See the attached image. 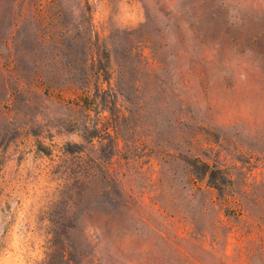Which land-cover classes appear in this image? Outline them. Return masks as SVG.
Listing matches in <instances>:
<instances>
[{
  "label": "rangeland",
  "instance_id": "obj_1",
  "mask_svg": "<svg viewBox=\"0 0 264 264\" xmlns=\"http://www.w3.org/2000/svg\"><path fill=\"white\" fill-rule=\"evenodd\" d=\"M0 264H264V0H0Z\"/></svg>",
  "mask_w": 264,
  "mask_h": 264
},
{
  "label": "trees",
  "instance_id": "obj_2",
  "mask_svg": "<svg viewBox=\"0 0 264 264\" xmlns=\"http://www.w3.org/2000/svg\"><path fill=\"white\" fill-rule=\"evenodd\" d=\"M98 79V76H97ZM95 85L98 87V80L95 81ZM93 83L92 76H89L87 79L86 85H84L81 88V94H79L75 99H74V104L80 108L81 110H85L87 107L86 105L88 104V98H89V93L91 92V87L90 85ZM87 103V104H86Z\"/></svg>",
  "mask_w": 264,
  "mask_h": 264
}]
</instances>
